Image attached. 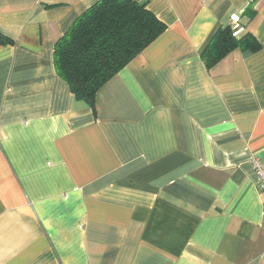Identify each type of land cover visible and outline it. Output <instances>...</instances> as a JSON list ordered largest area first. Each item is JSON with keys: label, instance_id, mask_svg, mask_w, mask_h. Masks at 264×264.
<instances>
[{"label": "crops", "instance_id": "1", "mask_svg": "<svg viewBox=\"0 0 264 264\" xmlns=\"http://www.w3.org/2000/svg\"><path fill=\"white\" fill-rule=\"evenodd\" d=\"M96 1L0 0V264H264V0H138L165 29L92 109L53 47ZM228 25L260 48L207 67Z\"/></svg>", "mask_w": 264, "mask_h": 264}, {"label": "trees", "instance_id": "2", "mask_svg": "<svg viewBox=\"0 0 264 264\" xmlns=\"http://www.w3.org/2000/svg\"><path fill=\"white\" fill-rule=\"evenodd\" d=\"M254 13L251 8L245 9L243 15L247 21L239 17L237 26L246 25ZM164 29L165 24L147 9L145 2L97 0L54 43V69L75 99L93 109L98 89ZM235 30L233 25H228L212 34L201 53L207 67L234 49L253 52L260 48L251 32L238 37Z\"/></svg>", "mask_w": 264, "mask_h": 264}, {"label": "built area", "instance_id": "3", "mask_svg": "<svg viewBox=\"0 0 264 264\" xmlns=\"http://www.w3.org/2000/svg\"><path fill=\"white\" fill-rule=\"evenodd\" d=\"M253 168L257 174L258 182L257 186L258 188L264 193V162H262L260 159L254 157L253 159ZM264 212V208H263ZM264 258V252L262 254Z\"/></svg>", "mask_w": 264, "mask_h": 264}]
</instances>
